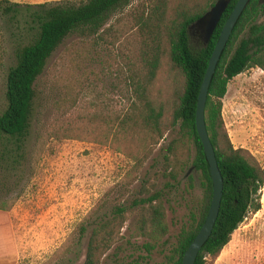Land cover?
<instances>
[{
	"label": "trees",
	"instance_id": "1",
	"mask_svg": "<svg viewBox=\"0 0 264 264\" xmlns=\"http://www.w3.org/2000/svg\"><path fill=\"white\" fill-rule=\"evenodd\" d=\"M215 0H60L24 5L0 0V24L14 21L22 13L26 38L13 51V63L5 72L0 110V161L8 156L4 144L15 149L28 134L35 92L51 53L66 37L79 35L100 39L109 34V45L121 46V71L126 108L115 118V141L120 153L131 160L132 172L140 169L163 136L174 131L162 154V170L168 190L185 177V192L191 189L190 171L198 173L201 201L188 213L174 242L163 256V264H180L181 256L205 217L211 195L210 178L201 145L194 129V107L198 87L220 28L236 0H229L207 44H191L189 25L203 15ZM257 0H248L234 23L210 78L203 109L204 128L222 181L218 212L211 232L193 264L216 258L245 216L259 209L263 172L245 149L233 148L220 117L226 84L243 71L256 67L264 72V23ZM264 11V9H263ZM112 24L107 25L110 19ZM16 25L19 22H14ZM116 29L112 31V25ZM0 27V67L4 54ZM98 121L100 118H96ZM112 124V122L110 123ZM107 129L111 126L107 125ZM64 138L77 136L69 128ZM132 174V173H131ZM160 191L132 202L139 207L132 238L144 240L142 248L152 251L167 232ZM6 208L0 206V211ZM124 209L115 208L108 217L92 224L82 264H98L118 240ZM87 222L78 226V238Z\"/></svg>",
	"mask_w": 264,
	"mask_h": 264
},
{
	"label": "rangeland",
	"instance_id": "2",
	"mask_svg": "<svg viewBox=\"0 0 264 264\" xmlns=\"http://www.w3.org/2000/svg\"><path fill=\"white\" fill-rule=\"evenodd\" d=\"M21 6L60 0H7ZM17 1V2H16ZM139 0H133V4ZM22 13L0 24L4 50L0 67V110L4 106V76L13 63L17 43L33 32ZM110 19L107 25L113 23ZM257 21L264 23V16ZM14 22H19L16 25ZM116 26L112 25V31ZM71 35L55 48L34 86L28 134L18 144H4L8 156L0 161V206L6 208L0 223V245L18 257L8 264H82L92 224L122 207L124 221L118 239L98 264H163V256L188 218L200 205L198 173L190 171L191 189L183 175L164 189L162 154L174 131L167 132L139 170L112 141L115 118L126 108L118 66L120 44ZM195 44V37H191ZM100 118L98 121L96 118ZM220 117L233 148L247 150L263 172L259 209L248 213L228 243L207 264H264V72L253 67L226 84ZM112 122V124H110ZM107 125L111 129H107ZM69 128L76 138H64ZM2 150L0 145V151ZM132 173V174H131ZM160 191L167 232L149 253L144 240L130 236L139 207L132 202ZM87 222L78 238V226ZM4 251L5 246L2 247ZM13 260V261H12Z\"/></svg>",
	"mask_w": 264,
	"mask_h": 264
},
{
	"label": "water",
	"instance_id": "3",
	"mask_svg": "<svg viewBox=\"0 0 264 264\" xmlns=\"http://www.w3.org/2000/svg\"><path fill=\"white\" fill-rule=\"evenodd\" d=\"M247 1L248 0H236L230 13L228 14L222 27L220 28L217 39L209 54L195 98L193 117L194 129L201 145L202 153L207 165L211 185V195L203 222L200 225L195 236L192 238L191 242L188 244L187 248L182 253L180 264H193L198 251L209 237L212 226L217 216L222 192V181L217 169L212 147L205 132L203 109L207 87L213 74L215 65L218 61L222 49L225 46L231 29ZM228 2L229 0H215L211 7H209L203 15H201L197 20L189 25L187 29L188 33L197 34L202 46H205L207 44V41L214 28L216 27V24L218 23L220 16L222 15Z\"/></svg>",
	"mask_w": 264,
	"mask_h": 264
},
{
	"label": "crops",
	"instance_id": "4",
	"mask_svg": "<svg viewBox=\"0 0 264 264\" xmlns=\"http://www.w3.org/2000/svg\"><path fill=\"white\" fill-rule=\"evenodd\" d=\"M13 3H15V2H13ZM3 213H5V212L4 211H0V218H3ZM0 223H3L2 220L0 221ZM6 244L7 245H5V241H4L3 245H0V264H8V263H10L11 259L15 260L18 257V255L15 254V252L12 250V247L10 246V243H9L8 239H7V243ZM3 246H5V248H6V249H4V251H2L3 250V248H2Z\"/></svg>",
	"mask_w": 264,
	"mask_h": 264
},
{
	"label": "flooded vegetation",
	"instance_id": "5",
	"mask_svg": "<svg viewBox=\"0 0 264 264\" xmlns=\"http://www.w3.org/2000/svg\"><path fill=\"white\" fill-rule=\"evenodd\" d=\"M257 4L261 8L260 9V14L258 15V17L259 16H264V11H263V9H264V0H257ZM189 36L190 37L194 36L195 37V41H200L198 36H197V34L192 33V34H189Z\"/></svg>",
	"mask_w": 264,
	"mask_h": 264
}]
</instances>
